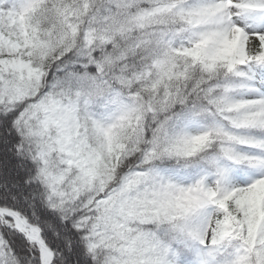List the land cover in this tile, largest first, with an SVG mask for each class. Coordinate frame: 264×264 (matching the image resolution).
Here are the masks:
<instances>
[{"label": "snow or ice", "instance_id": "1", "mask_svg": "<svg viewBox=\"0 0 264 264\" xmlns=\"http://www.w3.org/2000/svg\"><path fill=\"white\" fill-rule=\"evenodd\" d=\"M0 264H264V0H0Z\"/></svg>", "mask_w": 264, "mask_h": 264}]
</instances>
